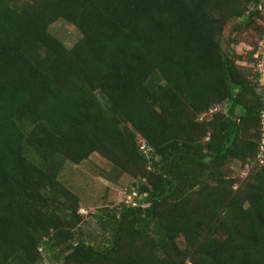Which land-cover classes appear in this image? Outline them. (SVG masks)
Segmentation results:
<instances>
[{
  "label": "trees",
  "instance_id": "1",
  "mask_svg": "<svg viewBox=\"0 0 264 264\" xmlns=\"http://www.w3.org/2000/svg\"><path fill=\"white\" fill-rule=\"evenodd\" d=\"M263 11L264 0H0V264H264V166L236 191L228 169L256 159L264 99L250 47L222 46L230 26L256 31V45ZM59 20L81 33L72 48L49 30ZM94 154L137 194L94 215L98 246L61 182Z\"/></svg>",
  "mask_w": 264,
  "mask_h": 264
},
{
  "label": "rangeland",
  "instance_id": "2",
  "mask_svg": "<svg viewBox=\"0 0 264 264\" xmlns=\"http://www.w3.org/2000/svg\"><path fill=\"white\" fill-rule=\"evenodd\" d=\"M258 25L259 30L264 32V11L258 20ZM230 27L227 28L222 39L223 48L246 57L244 54L257 41L258 33L252 30L231 35ZM49 30L68 48H72L81 38L77 28L63 20L52 24ZM233 39L235 43H230ZM239 64L241 65V62ZM228 169L231 178L240 183L241 164L231 163ZM132 181L133 179L127 174L118 177L115 172H112L110 163L99 154L92 155L80 165L66 164L61 175V182L80 199L82 239L90 240L94 246L101 243L102 234L94 215L99 214L101 209H113L126 200ZM45 263L52 264L48 257Z\"/></svg>",
  "mask_w": 264,
  "mask_h": 264
},
{
  "label": "built area",
  "instance_id": "3",
  "mask_svg": "<svg viewBox=\"0 0 264 264\" xmlns=\"http://www.w3.org/2000/svg\"><path fill=\"white\" fill-rule=\"evenodd\" d=\"M250 52H252L251 55V68L253 70V73L256 77V83L258 91L261 93L264 99V34L262 35L261 39L258 41V43L249 49ZM217 111V108L212 109L209 114H212ZM206 115L202 116L201 120L205 118ZM261 122V140L259 144L258 153L256 156V159L252 163H247L244 165V167L240 171V183H235L234 190L236 191L241 184L247 179L250 172L255 168H260L264 166V110L261 113L260 117ZM141 149L144 151L145 154H148V150L146 148L145 144H142ZM137 196L136 193H132L130 195L126 196V201L128 203H132L134 206V198Z\"/></svg>",
  "mask_w": 264,
  "mask_h": 264
},
{
  "label": "crops",
  "instance_id": "4",
  "mask_svg": "<svg viewBox=\"0 0 264 264\" xmlns=\"http://www.w3.org/2000/svg\"><path fill=\"white\" fill-rule=\"evenodd\" d=\"M241 65L244 66L245 65V62H242Z\"/></svg>",
  "mask_w": 264,
  "mask_h": 264
}]
</instances>
